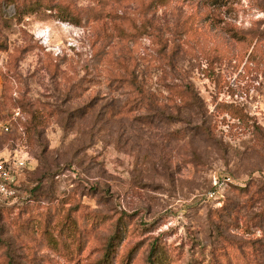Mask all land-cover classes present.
<instances>
[{"label": "rangeland", "instance_id": "rangeland-1", "mask_svg": "<svg viewBox=\"0 0 264 264\" xmlns=\"http://www.w3.org/2000/svg\"><path fill=\"white\" fill-rule=\"evenodd\" d=\"M13 1L0 157L28 163L0 196V264H103L118 228L109 264H147L153 243L164 264H264V0ZM22 98L52 113L38 135Z\"/></svg>", "mask_w": 264, "mask_h": 264}, {"label": "trees", "instance_id": "trees-1", "mask_svg": "<svg viewBox=\"0 0 264 264\" xmlns=\"http://www.w3.org/2000/svg\"><path fill=\"white\" fill-rule=\"evenodd\" d=\"M6 2L8 4H12V5L15 4V2L13 0H6ZM218 2H223L224 3L225 0H218ZM138 33L140 35H143L140 32H138ZM134 36H132V37H134ZM129 82H130V85L132 87H134V85H135L136 86L135 89L138 90L141 94L144 95L143 90L138 89L139 86H140V83L137 81V78H133ZM171 93L176 95L177 91H176L175 87L171 88ZM183 93L185 95V100H183V101H185L184 103L186 105H188L189 98L192 101H193V99L196 100L198 98V96L193 91H190L189 87H186L185 91L181 92V94L178 95V97L183 95ZM141 94H139V95L142 96ZM16 104H17V107L21 108L30 117L28 126L26 124V127L28 128V130L35 132L37 135L39 134L40 127L44 126L47 123V121L52 118V113L51 112H46L43 108H39V107H36L34 105H30L29 102H27L23 98L21 100H19V101H16ZM228 110L229 111L227 113H228V116H230L231 119L238 120L239 122L245 123V116H243V114L241 113V111L238 108H235V109L234 108H228ZM254 131L259 133V134H261V128H259L257 126L255 127ZM207 134L210 135V132L207 131ZM254 195L255 196H261V201L263 202V205L261 206L262 207L261 212H262V216H263V219H264V186L261 187V191L260 192H256V193H254ZM122 222H123V219L120 218L118 220V223H122ZM57 225L59 226L58 233L60 234V236H62L61 231L65 228V225L73 227L74 230L78 232V227H77L76 222L73 219H71L70 217L62 218L60 223H58ZM118 231H119V233L117 232L116 234H114L109 240V243L107 245L104 258L102 260V261H104L103 264H109L110 263L108 258H110V256L114 252V248H115V244L114 243L121 236L122 228H118ZM44 235L45 236H49L51 238H54V234L50 233V232H45ZM164 263H165V258L162 255L161 249H159L157 247V243H153V245L151 247V250H150V253H149V256L147 258V264H164Z\"/></svg>", "mask_w": 264, "mask_h": 264}, {"label": "built area", "instance_id": "built-area-1", "mask_svg": "<svg viewBox=\"0 0 264 264\" xmlns=\"http://www.w3.org/2000/svg\"><path fill=\"white\" fill-rule=\"evenodd\" d=\"M20 117L19 112H15L13 120ZM1 130L5 134H10L13 131V122L10 121L4 125H1ZM17 150L11 155L0 157V196L6 199H12L16 195V183L19 174L26 169L28 163V156L24 154L17 155ZM224 182H220L214 179L213 189L209 193L210 199H221L223 198L222 191Z\"/></svg>", "mask_w": 264, "mask_h": 264}]
</instances>
